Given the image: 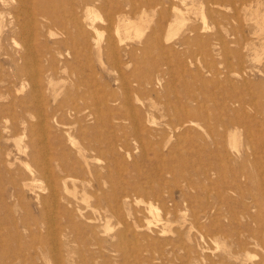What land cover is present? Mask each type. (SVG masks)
Masks as SVG:
<instances>
[{
	"label": "rangeland",
	"instance_id": "1",
	"mask_svg": "<svg viewBox=\"0 0 264 264\" xmlns=\"http://www.w3.org/2000/svg\"><path fill=\"white\" fill-rule=\"evenodd\" d=\"M14 1L0 0V36L23 22L6 14ZM91 1L105 67L89 31L81 34L87 51L72 28L66 42L38 25L28 41L25 20L23 31L0 41V74L8 72L0 75V264H264V0ZM113 12L141 22L140 35L114 49L127 82L156 66L136 97L118 90L108 61L113 24L103 28ZM155 36L158 45L148 43ZM184 102L205 121L171 132L165 123ZM151 103L158 111L144 110ZM62 104L79 111L63 112ZM136 110L145 127L114 120ZM40 152L57 162L46 165Z\"/></svg>",
	"mask_w": 264,
	"mask_h": 264
},
{
	"label": "bare ground",
	"instance_id": "2",
	"mask_svg": "<svg viewBox=\"0 0 264 264\" xmlns=\"http://www.w3.org/2000/svg\"><path fill=\"white\" fill-rule=\"evenodd\" d=\"M5 1V0H4ZM17 2H15L14 1V3H17V5L16 6H13V8L11 9V11L9 10L8 11V8H7V13L6 14H9V15H11V19H16L17 18V16L18 15H22V19H23V22H24V20H25V25H27L28 26V28L30 29V32H29V36L27 37V39H28V41H30L31 39H33V38H35V36L34 35H36V34H38V30H37V28H36V30L37 31H35L34 29H35V26L37 27L38 25L40 26H38L39 28V30H40V32H41V30L43 29L44 31H46L47 33L50 31V30H54V31H56V32H58L59 34H63L64 36H65V40L64 41H66L67 42V40L68 39H71V37H70V35H69V28H72V29H74L75 31H77V33L79 34V43L78 44H81V46H83V45H86V46H84L85 48H86V51H87V43H85V39L84 38H86L85 36H82L81 34L82 33H84L85 31H89L90 33H92L93 34V43H94V50H95V56H96V60L98 61V64L101 66V67H103L104 65L102 64V62L100 61V52L98 51L99 50V47H98V44H99V42L101 41V33H100V31L98 30V28H95L94 27V23H95V19H96V16H92L91 15V7H89V5H92L93 4V1H91V0H77L76 2L78 3V5H77V7L75 8V7H69L72 3H71V0H51V1H48L47 0V2L45 1V0H16ZM74 1V0H73ZM102 1V0H101ZM141 1V0H140ZM156 1H159V0H156ZM168 1H172V0H168ZM183 1V0H182ZM209 1V0H208ZM229 1V0H228ZM98 2V1H97ZM97 2H94L95 4L94 5H96V3ZM144 2V1H143ZM5 3V2H4ZM115 3V2H114ZM169 3V2H168ZM206 4H207V2H205ZM100 4H101V2H100ZM99 4V5H100ZM110 4V3H109ZM203 4H204V2H203ZM211 4H215L216 6L218 5V6H220L221 5V2H217V3H211ZM210 4V5H211ZM3 5V4H2ZM15 5V4H14ZM73 5V4H72ZM71 5V6H72ZM75 5V4H74ZM127 5V4H126ZM144 5V8H145V5H146V3H144L143 4ZM172 5V4H171ZM8 6V5H7ZM11 6V5H10ZM130 6V5H129ZM151 6H153V5H151ZM206 6V5H205ZM102 7H103V5L102 6H99V8L102 10ZM111 7H112V5H111ZM132 5H131V7H130V10L132 11ZM149 7V6H148ZM9 8H11V7H9ZM51 8H53V10L51 9ZM107 8V7H106ZM114 8V7H113ZM155 8V7H154ZM205 8H207V7H205ZM1 9V8H0ZM105 9V8H104ZM164 9V8H163ZM175 9V8H174ZM208 9V8H207ZM116 10V9H115ZM147 10V9H146ZM176 10V9H175ZM111 11H112V9H111ZM124 11V10H123ZM144 11V10H143ZM118 12V11H117ZM145 12V11H144ZM108 13V12H107ZM80 14V16H78ZM93 14V13H92ZM96 14V13H95ZM116 13H112V15H106V18H105V23H106V26H105V28H103V30H107L109 27H111L112 26V24H113V34H110L111 32H109L108 33V37H107V39H106V42H107V54H108V58H109V62H110V64L112 65H110V67L112 68L111 69V71L113 72V73H115L116 74V79H115V83L117 84V86H118V90H122V91H125L126 93H124V94H127V92H129V89L130 88H132V92H134V96H135V94H138V93H141L142 91H144L145 90V87H144V83L146 82V83H148L150 80H151V74H152V72L153 71H155V68H156V66H155V63L153 64V62H152V64L153 65H151L150 67H147L148 69L146 70V75H142L141 74V76H136L135 75V73H132L131 75H132V80L128 83L127 82V80H126V78L124 77V74L122 73V71H121V67H120V63H119V61L116 59V57H115V52H114V49H116V47L118 46V45H120L125 39H130L131 37H137L138 35H140V32H141V22L140 23H138V24H135V23H130L128 20H125L126 18H123V16H121L120 15V13L116 16L115 15ZM131 14V13H130ZM153 14V13H152ZM128 15V14H127ZM162 15H163V13H162ZM112 16H115L114 18V22L111 20V17ZM160 16V15H159ZM165 16V15H164ZM163 16V17H164ZM180 16V14H176V15H174V18H176L177 20L178 19H182V18H180L179 17ZM1 17V16H0ZM20 18V19H21ZM1 19V18H0ZM158 19H159V17H158ZM3 20H4V22H5V19L3 18ZM13 20V21H14ZM182 20H184V19H182ZM12 21V22H13ZM165 21H167V20H165ZM179 21V20H178ZM181 21V20H180ZM1 22V21H0ZM3 22V23H4ZM19 22V21H18ZM23 22H22V24H23ZM139 22V21H138ZM143 22V21H142ZM157 22V21H156ZM161 22V21H160ZM160 22H158V23H160ZM5 23H8V22H5ZM180 23V22H179ZM184 23V22H183ZM204 23V22H203ZM11 24V23H10ZM22 24H19V23H17V22H13L12 23V28H11V26H9L10 27V29L9 30H6V31H4L3 33H2V35L0 36V41H7L8 40V37H9V35L8 34H13V33H16V31H18L19 33H20V31L22 30ZM23 24V25H24ZM161 24V23H160ZM0 25H3V24H0ZM179 25H181V24H179ZM182 26V25H181ZM26 27V26H25ZM143 27V26H142ZM28 28L26 29V31L28 30ZM153 28V27H152ZM151 28V30H153ZM144 29H145V27H144ZM110 30V29H109ZM23 31V30H22ZM157 31V30H156ZM160 31V30H159ZM189 31L190 32H192V33H196V28H190L189 29ZM1 32V31H0ZM37 32V33H36ZM46 32H42V33H44L45 35H46ZM158 32V31H157ZM171 32V31H170ZM175 32V31H174ZM24 33V32H23ZM26 33H28V32H26ZM77 33H73V34H77ZM25 34V33H24ZM43 34V35H44ZM49 34V33H48ZM55 34V33H54ZM149 34V33H148ZM150 34H152V32L150 33ZM156 34V33H155ZM159 34V33H158ZM158 34H156V35H158ZM173 34H175V33H173ZM14 35V34H13ZM12 35V36H13ZM40 35H41V33H40ZM39 35V36H40ZM154 35V34H153ZM161 35V34H160ZM18 36V35H17ZM22 36V35H21ZM26 36V35H25ZM51 36H52V34H51ZM151 36V35H150ZM38 37V36H37ZM42 37V36H41ZM49 37V36H48ZM84 37V38H83ZM112 37H114V38H112ZM156 37V36H155ZM170 38H168L169 40L171 39V36H169ZM196 37V36H195ZM195 37H193V38H195ZM23 38H26V37H24L23 36ZM44 38V37H43ZM50 38V37H49ZM75 38V37H74ZM158 37H156V38H153V39H148V43H150V44H155V45H158V39H157ZM160 38V37H159ZM166 38V39H167ZM40 39V38H39ZM63 39V38H62ZM144 39V38H143ZM14 40V39H13ZM53 40V39H52ZM56 40L58 41L59 39H56L55 38V40H54V42L55 43H57L56 42ZM85 40V41H84ZM199 40V39H198ZM22 41V40H21ZM36 41H38V40H36ZM35 41V42H36ZM46 41V40H45ZM61 41V40H60ZM168 41V40H167ZM166 41V42H167ZM26 42V41H25ZM39 42V41H38ZM43 42H44V40H43ZM62 42V41H61ZM66 42H65V44H66ZM70 42V41H69ZM188 42H190L189 41V39H187V38H182L181 40H180V44H183V43H188ZM198 42H200V41H198ZM9 43V42H8ZM11 43V42H10ZM51 43H52V41H51ZM54 43V44H55ZM58 43H59V41H58ZM57 43V44H58ZM74 43V42H73ZM90 43V42H89ZM161 43V42H160ZM26 44V43H25ZM30 44H32V43H30ZM53 44V43H52ZM54 44H53V46H54ZM60 44V43H59ZM75 44V43H74ZM1 45V44H0ZM10 45V44H9ZM18 45V44H17ZM42 45H43V43H42ZM47 45V44H46ZM46 45H44V46H46ZM51 45V44H50ZM149 45V44H148ZM167 45V44H166ZM10 46H12V47H14L13 46V42H12V44L10 45ZM26 46V45H25ZM28 46V45H27ZM49 46V45H48ZM69 46V45H68ZM19 48H20V45L18 46ZM30 47H32V46H30ZM47 47V46H46ZM46 47H43V48H46ZM50 47V46H49ZM49 47H48V51H49ZM156 47V46H155ZM160 47V46H159ZM221 47V46H220ZM3 48L5 49V46H3ZM11 48V47H10ZM27 48V47H26ZM25 48V49H26ZM40 48V47H39ZM53 48V47H52ZM67 48V47H66ZM79 48V47H78ZM151 48V47H150ZM149 48V49H150ZM162 48H163V46H162ZM4 49H2V50H4ZM14 49H16L15 47H14ZM21 49V48H20ZM23 49V48H22ZM33 49V48H32ZM54 50H55V48H53ZM84 49V48H83ZM12 50H13V48H12ZM74 50V49H73ZM76 50V49H75ZM85 50V49H84ZM156 50H158V48L156 49ZM166 50V49H165ZM170 50V49H169ZM172 50V49H171ZM27 51V50H26ZM32 51V50H31ZM35 51V50H34ZM43 51V50H42ZM47 50H46V53L48 52ZM56 51V50H55ZM77 51V50H76ZM76 51H75V53H76ZM80 51H81V48H80ZM116 51V50H115ZM153 51H155V50H153ZM162 51V50H161ZM5 52V51H4ZM9 52V51H8ZM16 52V51H15ZM33 52V51H32ZM50 52V51H49ZM48 52V53H49ZM62 52V51H61ZM148 52H149V50H148ZM152 52V51H151ZM1 53H3V52H1ZM28 53V52H27ZM36 53V52H35ZM39 53V52H38ZM41 53V52H40ZM44 53V52H43ZM42 53V54H43ZM51 53H52V51H51ZM51 53H49V54H51ZM57 53V52H56ZM78 53V52H77ZM87 53V52H86ZM125 53V52H124ZM159 53V52H158ZM157 53V54H158ZM10 54V53H9ZM12 54V53H11ZM17 54H18V51H17ZM26 54V53H25ZM29 54H30V51H29ZM83 54V53H82ZM85 54V53H84ZM128 55H131V52H128L127 53ZM155 54V53H154ZM160 54V53H159ZM158 54V55H159ZM1 55V54H0ZM6 55V54H5ZM4 55V56H5ZM15 55H16V53H15ZM31 55H34V54H31ZM38 55V54H37ZM44 55L45 54H43V57H44ZM86 55V54H85ZM143 55H146V53L145 54H143ZM148 55H150V53L148 54ZM156 55V54H155ZM2 56V55H1ZM0 56V57H1ZM7 56V55H6ZM83 56V55H82ZM82 56H78V57H82ZM153 56V55H152ZM151 56V57H152ZM30 57V56H29ZM39 57V56H38ZM51 57V56H50ZM76 57V56H75ZM9 58V57H8ZM27 58V57H26ZM26 58H25V55L24 56H22V55H20V59L23 61H25L26 60ZM45 58V57H44ZM47 58L49 59V56H47ZM142 58V57H141ZM145 58V57H144ZM7 59V58H6ZM37 59V58H36ZM83 59V58H82ZM3 60V59H2ZM13 60H15V59H13ZM13 60H12V62H13ZM123 60V59H122ZM121 60V61H122ZM136 60V59H135ZM142 60V59H141ZM152 60V59H151ZM4 61H5V59H4ZM10 61V60H9ZM28 61V60H27ZM37 61V60H36ZM35 61V62H36ZM51 61V60H50ZM107 61V62H108ZM133 61V60H132ZM147 61H150V60H147ZM146 61V62H147ZM158 61V60H157ZM166 61H167V59H166ZM43 62V61H42ZM45 62V61H44ZM134 62V61H133ZM132 62V63H133ZM139 62H143V61H140L139 60ZM156 62V61H155ZM164 62V61H163ZM1 63V62H0ZM11 63V62H10ZM15 63V62H14ZM13 63V64H14ZM19 63V62H18ZM97 63V62H96ZM141 63H140V65H141ZM16 64V63H15ZM54 64V63H53ZM107 64H109V63H107ZM137 64V63H136ZM147 64V63H146ZM145 64V66H147ZM149 64V63H148ZM157 64V63H156ZM1 65V64H0ZM30 65H34V64H31L30 63ZM124 65V64H123ZM122 65V66H123ZM166 65V64H165ZM16 66V65H15ZM15 66H14V69H15ZM129 66V65H128ZM138 66H139V64H138ZM149 66V65H148ZM164 66V65H163ZM168 66V65H167ZM2 67H3V65H2ZM6 67V66H5ZM4 67V68H5ZM22 67V66H21ZM27 68H28V66H26ZM105 67V66H104ZM19 68V67H18ZM36 68V67H35ZM34 68V69H35ZM139 68H140V66H139ZM104 69V68H103ZM125 69V68H124ZM3 70H5V69H3ZM7 70V69H6ZM19 70H21V69H19ZM23 70V69H22ZM27 70V69H26ZM46 70V69H45ZM102 70V69H101ZM139 70V69H138ZM24 71V70H23ZM52 71H53V69H52ZM77 71H80V69L79 70H77ZM111 71H108V72H110L111 73ZM17 72H19L18 71V69H17ZM26 72V71H25ZM32 72V71H31ZM43 72V71H42ZM81 72V71H80ZM102 72H103V70H102ZM163 72H164V70H163ZM1 73V72H0ZM6 73H8L7 71L5 72V74L3 73L2 75H1V77L4 75H6ZM34 73V72H33ZM76 73V72H75ZM105 73V72H104ZM140 73V72H139ZM144 73V72H143ZM12 74H14V71H13V73ZM12 74H9V77L12 75ZM25 74V73H24ZM24 74H22V75H24ZM41 74V73H40ZM78 74H79V72H78ZM108 74V73H107ZM112 74V73H111ZM126 74V73H125ZM8 75V74H7ZM21 75V77H23ZM26 75H28V74H26ZM25 75V76H26ZM36 75V74H35ZM80 75V74H79ZM13 76V75H12ZM166 76V75H165ZM14 77V76H13ZM37 77V76H36ZM15 79H16V76L14 77ZM27 78V77H26ZM34 78V77H33ZM164 78V77H163ZM2 79V78H1ZM7 78H5V80H6ZM13 79V78H12ZM18 79H21V78H17V81H18ZM23 80H25V78H22ZM3 80V79H2ZM2 80H0V81H2ZM14 80V79H13ZM45 80V79H44ZM9 81H10V79H9ZM15 81V80H14ZM37 81V80H36ZM11 82V84H12V82L13 81H10ZM10 82H7V84L9 83L10 84ZM19 82V81H18ZM27 82V81H26ZM42 82H43V79H42ZM50 82V81H49ZM52 82V81H51ZM113 82V81H112ZM15 83H17V82H15ZM24 83V82H23ZM23 83H19V84H23ZM132 83L134 84L133 86H132ZM157 83H159L158 81H157ZM13 84H14V82H13ZM18 84V85H19ZM35 84V83H34ZM37 84V83H36ZM6 85V84H5ZM5 85H0L1 86V88L3 87V86H5ZM27 85V84H26ZM13 86V85H12ZM37 86V85H36ZM48 86V85H47ZM15 87V86H14ZM22 87V86H21ZM25 87V86H24ZM30 87H32V86H30ZM156 87V86H155ZM34 88V87H33ZM14 89V88H13ZM31 89V88H30ZM35 89H37V88H35ZM15 90V89H14ZM120 90V91H121ZM2 91V90H1ZM9 91V90H8ZM13 91V90H12ZM23 91V90H22ZM3 92V91H2ZM30 92V91H29ZM10 93H12V92H10ZM86 93H88V92H86ZM86 93L85 92H83V93H79L78 95H75L76 96V100H79V99H83L84 97H86L87 95H86ZM131 92H129V94H130ZM108 94H109V92H108ZM166 94V93H165ZM9 95V94H8ZM14 94H12V96H13ZM22 95V94H21ZM107 95V94H106ZM6 96H7V93H6ZM11 96V94H10V97H12ZM108 96V95H107ZM129 96V95H128ZM138 96V95H137ZM15 97H16V95H15ZM17 97H18V95H17ZM38 96H36V98H37ZM121 97V96H120ZM125 97H127V96H125ZM136 97V96H135ZM139 98H140V96H138ZM89 98H91V97H89ZM94 98V97H93ZM97 98V97H96ZM117 98V97H116ZM189 98V97H188ZM187 98V99H188ZM104 99V98H103ZM107 99V98H106ZM110 99H112V98H110ZM109 99V100H110ZM122 99H124V98H122ZM134 100H135V98H133ZM190 99V98H189ZM192 99H193V97H192ZM108 100V101H109ZM133 100V101H134ZM157 100V99H156ZM194 100V99H193ZM192 100V102H194ZM83 101V100H82ZM128 101V98H125V102L124 103H126ZM136 101H137V98H136ZM135 101V102H136ZM38 102V101H37ZM84 102H85V100H84ZM92 102H94V101H92ZM130 102V101H129ZM168 102V101H167ZM123 103V104H124ZM163 103V102H162ZM177 103V102H176ZM198 103V102H197ZM92 104V103H91ZM94 104H96V103H94ZM94 104H93V106H94ZM127 104V103H126ZM184 105H180V103L178 104V106H179V108L180 109H178L175 113H173V119H171L172 121H167L168 123H165L166 124V127L168 128V130L169 131H171V132H176V130L178 131V129H180L183 125H185V124H189V125H194V128L196 127V128H201V126L199 125V124H195L196 122H204L205 120H201V117H199V115L198 114H196L195 112H197V111H189V110H187L186 108L188 107H186V105H185V102L183 103ZM11 105V104H10ZM86 105V104H85ZM90 105V104H89ZM97 105V104H96ZM129 105H130V103H129ZM190 105V104H189ZM7 106V105H6ZM65 105H60L58 108H61V110L63 111V112H66V113H70L71 111H73L74 113H77L79 110H77V109H75L74 107H71L70 105H69V107H64ZM124 106V105H123ZM146 106V105H145ZM174 106V105H173ZM5 107V106H4ZM10 107H12V106H10ZM125 107V106H124ZM168 107V106H167ZM175 107V106H174ZM186 107V108H185ZM193 107V106H192ZM126 108V107H125ZM129 108V107H128ZM135 108V107H134ZM158 107H156L155 106V104H153V103H151L150 105H147L146 106V108L144 107V110L145 111H150V112H154V111H158V109H157ZM195 108H197V106L195 107ZM1 109V108H0ZM7 109V108H6ZM115 110V109H114ZM118 110V109H117ZM121 110V109H120ZM124 110V109H123ZM130 110V109H129ZM159 110H161V116H163V117H168L169 116V114H168V109L164 106V104H162V106H160V109ZM196 110V109H195ZM88 111V110H87ZM119 111V110H118ZM126 111V110H125ZM143 111V110H142ZM24 112V109L23 108H20V111H19V116H20V118H23V115H22V113ZM35 112V111H34ZM111 112H113V111H111ZM115 112V111H114ZM120 112V111H119ZM144 113V112H143ZM170 113V112H169ZM223 114V113H222ZM225 114V113H224ZM143 115L144 114H140L139 113V111L138 110H136L135 112H133V111H129V113H127V115H123V117H121V119H119L118 118V115H115L114 116V120H117V121H127L128 122V125H130L132 128H134L135 130H136V128L138 127V125L140 124L141 125V127L142 126H144L143 125ZM146 115V114H145ZM151 115V114H150ZM40 116V115H39ZM43 116V115H42ZM80 116V115H79ZM214 116V115H213ZM92 117V116H91ZM158 117V116H157ZM79 119V118H78ZM113 119V118H112ZM151 120H152V118H150ZM212 119V118H211ZM220 119V118H219ZM225 119V118H224ZM223 119V120H224ZM233 119V118H232ZM145 120H147V119H145ZM213 120V119H212ZM44 121V120H43ZM43 121H41V122H43ZM228 121V120H227ZM80 122V121H79ZM44 123V122H43ZM146 123V122H145ZM144 123V124H145ZM208 123V122H207ZM213 124V123H212ZM13 125V127H16V126H14V124H12ZM110 126V125H109ZM187 126V125H186ZM145 127V126H144ZM166 127L164 128V130H167L166 129ZM202 127H204V126H202ZM206 127V126H205ZM204 127V129L206 130V128ZM162 128H163V126H162ZM195 128V129H196ZM10 129H12V128H10ZM142 129V128H141ZM182 129V128H181ZM193 129V128H192ZM192 129L190 128V130H191V132H192ZM13 130V129H12ZM135 130H132V132L131 133H133V131H135ZM144 130V129H143ZM146 130V129H145ZM183 130H185V129H183ZM197 130V129H196ZM202 130V129H201ZM208 130V129H207ZM206 130V131H207ZM148 131V130H147ZM152 131V130H151ZM151 131H149V132H151ZM159 131V130H158ZM168 131V132H169ZM193 131H194V129H193ZM156 132V131H155ZM161 132V131H160ZM162 132H164L163 130H162ZM167 132V131H166ZM171 132H169V133H171ZM180 132V131H179ZM179 132H177V135H178V133ZM201 132V131H200ZM153 133V132H152ZM157 133V132H156ZM155 133V134H156ZM168 133V134H169ZM133 134H135V133H133ZM172 134V133H171ZM173 134H175V133H173ZM184 134V133H183ZM187 134V133H186ZM192 134V133H191ZM195 134V133H194ZM214 134V133H213ZM113 135V134H112ZM153 135V134H152ZM188 135V134H187ZM196 135V134H195ZM134 136V135H133ZM150 136V135H149ZM148 135H147V137H149ZM154 136V135H153ZM170 136V135H169ZM175 136V135H174ZM115 137V136H114ZM118 137V136H117ZM116 137V138H117ZM119 137H121V136H119ZM138 137V136H137ZM143 137V136H142ZM188 137V136H187ZM171 138V136L169 137V139ZM192 138V137H191ZM107 139V138H106ZM109 139V138H108ZM113 139H115V138H113ZM119 139V138H118ZM134 139V138H133ZM139 139V138H138ZM104 140V139H103ZM140 140V139H139ZM169 141V140H168ZM179 141H180V139H179ZM71 142V141H70ZM106 142V141H105ZM116 142V141H115ZM119 142H120V140H119ZM118 142V143H119ZM165 142H167V141H165ZM196 142V141H195ZM107 143V142H106ZM110 143V142H109ZM169 143V142H168ZM183 143H185V142H183ZM197 143H199V142H197ZM92 144V143H91ZM108 144V143H107ZM106 144V145H107ZM121 144V143H120ZM164 144V143H163ZM165 144H167V143H165ZM174 144V143H173ZM194 144V143H193ZM203 144V143H202ZM104 145V144H103ZM102 145V146H103ZM118 145V144H117ZM204 145V144H203ZM74 146V145H73ZM97 143H93L92 145H90L89 146V149L90 150H96V149H100V148H97ZM118 146H120V145H118ZM166 146V145H165ZM172 146V145H171ZM195 146V145H194ZM196 146H197V144H196ZM215 146V145H214ZM99 147V146H98ZM107 147H109V146H107ZM106 147V148H107ZM111 147V146H110ZM46 149H47V147H45ZM116 148H118V147H116ZM108 149V148H107ZM102 150H104L103 148H102ZM99 151V150H98ZM108 151V150H107ZM109 151H111V150H109ZM114 151V150H113ZM80 152L82 153V151L80 150ZM103 152H105V151H103ZM23 153V152H22ZM25 153V152H24ZM47 153V152H46ZM40 154H41V158H43V161H44V163L46 164V165H48V164H52L53 162H57L56 161V159L55 158H53L52 156L50 157V158H47V155L45 154V153H41L40 152ZM46 156H45V155ZM48 154V153H47ZM103 154V153H102ZM183 154V153H182ZM44 155V156H43ZM79 155H80V157L81 158H83V156L79 153ZM84 155V154H83ZM95 155V154H94ZM167 156H168V154H167ZM95 157V156H94ZM30 158V157H29ZM31 158H36L34 155H31ZM184 158V157H183ZM32 160V159H31ZM87 160V159H86ZM34 161H35V159H34ZM29 163V162H28ZM30 163H31V161H30ZM32 164V163H31ZM31 164H30V167H32L31 166ZM56 164V163H55ZM27 165V164H26ZM33 165V164H32ZM62 165V164H61ZM86 165V164H85ZM88 166V165H87ZM29 167V166H28ZM55 167H56V169L58 168V169H61V166L59 165V164H56L55 165ZM33 168H35V166L33 167ZM32 168V169H33ZM48 168H49V166H48ZM47 168V169H48ZM35 170V169H34ZM47 171V170H46ZM49 171V170H48ZM54 171V170H53ZM69 179H71V178H69ZM61 181H64V180H61ZM67 181V180H66ZM65 182V181H64ZM73 182H75L74 180H73ZM73 182H72V184H73ZM60 184H62V183H60ZM63 185V184H62ZM66 185V184H65ZM65 185H63V186H65ZM74 186V185H73ZM133 198V197H132ZM126 199H128V198H126ZM124 201H126L125 199H124ZM123 202V201H122ZM123 204V203H122ZM184 206V205H183ZM152 207V206H151ZM149 209V208H148ZM145 222H147V221H145ZM165 232V231H164ZM258 242V241H257ZM55 243V242H54ZM255 242H253V244H254ZM255 246V245H254Z\"/></svg>",
	"mask_w": 264,
	"mask_h": 264
}]
</instances>
